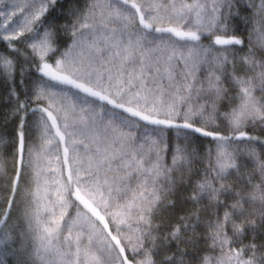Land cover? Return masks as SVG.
<instances>
[{"label": "snow or ice", "instance_id": "6c2138e0", "mask_svg": "<svg viewBox=\"0 0 264 264\" xmlns=\"http://www.w3.org/2000/svg\"><path fill=\"white\" fill-rule=\"evenodd\" d=\"M0 105L18 264H264V0L0 3Z\"/></svg>", "mask_w": 264, "mask_h": 264}, {"label": "trees", "instance_id": "16d2710c", "mask_svg": "<svg viewBox=\"0 0 264 264\" xmlns=\"http://www.w3.org/2000/svg\"><path fill=\"white\" fill-rule=\"evenodd\" d=\"M12 0H0V3H11ZM240 3L242 5L246 4V0H240ZM240 27L244 28V23L241 21L240 22ZM245 33H247V29L245 28ZM157 56L161 55V53H156ZM0 107H2V105H0ZM199 135V134H198ZM210 139V138H209ZM204 143L206 144L207 142L204 141ZM13 215H15V212H13ZM60 240H63V237H60ZM35 243H38V241H36ZM34 241L29 238L27 241V245H28V249L31 250L33 247ZM27 259V255L21 252H10V251H0V260H4L6 262V264H18V262L20 260H25Z\"/></svg>", "mask_w": 264, "mask_h": 264}]
</instances>
